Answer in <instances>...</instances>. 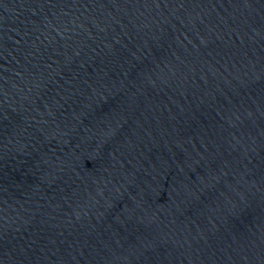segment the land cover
Returning <instances> with one entry per match:
<instances>
[{"label":"water","instance_id":"water-1","mask_svg":"<svg viewBox=\"0 0 264 264\" xmlns=\"http://www.w3.org/2000/svg\"><path fill=\"white\" fill-rule=\"evenodd\" d=\"M0 264H264V0H0Z\"/></svg>","mask_w":264,"mask_h":264}]
</instances>
